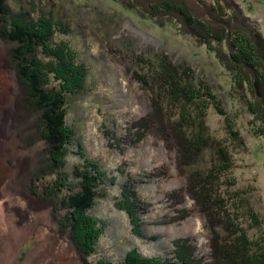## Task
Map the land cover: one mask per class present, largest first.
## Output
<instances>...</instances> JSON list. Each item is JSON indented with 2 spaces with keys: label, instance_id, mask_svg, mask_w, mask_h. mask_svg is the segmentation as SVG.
I'll use <instances>...</instances> for the list:
<instances>
[{
  "label": "rangeland",
  "instance_id": "1",
  "mask_svg": "<svg viewBox=\"0 0 264 264\" xmlns=\"http://www.w3.org/2000/svg\"><path fill=\"white\" fill-rule=\"evenodd\" d=\"M30 1L33 0H7V3L16 16L34 6L29 15L33 20L37 18L40 27L42 19L52 17L66 28L65 33H55L51 44L40 45L37 53L41 66L51 64L56 72L57 90L62 89L63 95L65 91L74 95L72 100L64 95L67 144L53 150L40 138L44 126L41 121L36 122L39 115L31 104L20 101L14 105L21 88L26 86L12 65L9 51L15 46L0 39V264H100V260L118 264L134 248L147 257L163 260L164 256L171 257V242L187 236L195 240L197 253L207 255L208 232L194 201L185 197L184 207L192 211L185 222L159 227L164 218L175 214L165 195L181 189L185 179L175 171L174 151H165L159 138L147 137L138 146L129 144L127 130L141 116L147 118V123L162 119L171 130L168 133L182 143L184 156L193 159L198 155V162L189 167V171L202 172L196 180L198 186L201 180L205 189L203 176L213 180L216 172L222 170L223 183L215 186L208 197L214 199V205L216 198L220 200L226 215L220 220L222 223L228 220L232 246L237 248L233 239L243 235L240 230L246 232L242 241L247 240L243 247L248 258L242 257L240 264H257L252 261L254 258L263 264L264 138L255 137L261 134L260 130L264 132L262 88L246 85L240 95L242 101L235 99L229 76L216 58L187 35L177 21L158 25L113 0H34L33 6ZM234 4L242 17L255 23L264 41V0H234ZM4 25L2 21L0 29ZM46 49L55 53L59 49L63 60H46L40 55ZM73 55L77 61H72ZM164 65L177 69L178 75H163ZM82 68L87 73L86 79L79 71ZM245 96L253 116L243 105ZM30 99L33 102L34 96ZM18 116L20 119H16ZM197 119L206 124V136L230 157L227 173L216 157V148L209 147L204 138L197 137L196 129L189 127ZM39 131L40 135L34 136ZM22 159L27 163L24 170ZM162 164L168 167L169 178L148 179ZM93 165L99 166L98 169L94 171ZM89 167L103 176L99 186L102 197L97 198L89 214L96 228L101 226L105 233L100 238L96 232L93 234L95 257L85 260L79 251L70 250L66 244L65 237L68 233L76 234L77 229L65 228L61 222L63 215L70 214V221L74 218L75 210L68 198L75 197L79 188L88 185H82L84 178L76 175H80V168L89 176ZM60 173L64 182L58 181ZM130 191H136L142 201L151 205L149 213L139 215V236L123 212L128 202H132ZM62 200L66 201L64 207ZM241 202L245 203L242 207ZM14 206L24 214L20 226L11 212ZM204 206L213 211V207ZM83 217L87 219L88 214ZM59 228L64 229L65 237L56 231ZM219 232L223 237L222 229ZM230 256L223 253L224 264H234Z\"/></svg>",
  "mask_w": 264,
  "mask_h": 264
},
{
  "label": "trees",
  "instance_id": "2",
  "mask_svg": "<svg viewBox=\"0 0 264 264\" xmlns=\"http://www.w3.org/2000/svg\"><path fill=\"white\" fill-rule=\"evenodd\" d=\"M33 1H30L31 6L35 4ZM113 1L114 3H118L122 8H124L127 11H133V10L137 11L146 18L155 21L156 23H158V25L164 24L165 21L167 22L177 21L180 27L185 29L187 35L193 37V39L196 41L197 44L206 47L208 53H210L212 56H214V58H216L220 66L229 76L232 86L231 91H234V97L235 99H238L239 102L242 101L240 95L243 92V89L246 88V85L249 86L253 85L258 90L262 88L260 92L263 93L264 41L261 35L259 34L255 26V23L249 19L242 17L240 11L237 9L238 6L237 5L235 6L234 4V0H225V1L223 0H113ZM33 7L30 9L29 11L30 13L33 12ZM227 7L230 8L231 10L228 9ZM29 12L19 13V15L16 16V14L11 9V7H9L7 0H0V24L2 21L5 22V25L0 29V39L3 40L4 42L6 41L10 45L15 46L14 48H11L9 51L11 57L13 58L12 65L15 68V72L17 76L21 79L22 85L24 84L26 86L24 88H21L20 93L17 95L16 102L14 103V105H18L20 101L21 102L25 101L24 103H26L28 106H30L31 104L32 108L39 115V120L37 119L36 122L38 123L42 122L43 123L42 125L44 126L43 127L44 133L40 135V131H39L38 132L39 134L36 133V135L34 136L36 137H38L39 135L42 136L40 138H42L43 141L47 142L48 146L51 149L58 150L59 148H64L67 144L66 128H65L67 110L65 109V97L69 95L67 97L71 99L74 94L71 93L72 96H70V94H68V92L65 91L64 93L65 97H64L62 93V89L57 90V87L54 85V78H57L55 74L56 72L54 73L51 64H50L51 66L50 65L41 66L42 63L38 59L39 55L37 53V50L39 49L40 45L44 46L45 44H51V42L53 41L52 38L55 35V33L56 34L58 32L65 33L67 32V30L66 28H62V25L59 26L57 21H55L52 17L42 19V26L40 27L38 25L39 21L37 20V18L36 20H33L30 17ZM61 42L62 41H59V44ZM53 44H55V46L58 45V43H54V42ZM44 52H45L44 54L40 53V55H42V57L45 58L46 60L48 59L52 60V58L54 59L56 58V61L58 62H61L63 60L62 57L60 58V55L62 56L63 53L60 52L59 49L57 53L49 49L44 50ZM72 61L73 62L77 61L76 55H73ZM161 70H162L161 71L162 74L166 76L170 74H173V76L178 75L177 69H172L170 65H164V67H161ZM79 71L85 75L84 78L86 79L87 73H84V68H82ZM77 74H78L77 77H79V72ZM27 96L29 99L27 98ZM33 96H34V100L32 102L30 98ZM246 99L247 97L245 96L243 105L245 104L244 107L246 108V110L248 108V111L250 112L248 114L253 116L251 110L249 109V106L248 107L246 106V102H247ZM39 111L41 112V114L39 113ZM263 113H264V108H263ZM17 114L19 115L20 111ZM16 119H20L19 116L18 118L16 117ZM137 120L138 121L132 123L130 128H128L127 130V132L129 133V136L127 138L129 144L138 146L147 137L153 138L155 140L156 137L159 138L160 141L163 143V147L165 146L164 147L165 151H171V152L174 151V154L177 155V156L174 155L175 157L174 167L177 172V175L185 179V184L181 189L172 190L168 192L167 193L168 197L165 195L164 199L166 200L167 204L170 203L168 207L169 208L171 207L170 209L173 208L172 210L175 212V214L170 215V217L168 216L164 218V222L159 224V227H163L167 225L168 226L175 225L177 223L181 224L183 223V220L185 221L187 218L191 217L192 215L190 214L192 213V211L186 209L184 207V203H185V197L188 198L189 200L192 199L194 201V208L196 209L198 215L200 214L201 215L200 217H203V220L205 222V229L208 232L207 248L209 250L206 256L201 253H197L198 249L196 247L195 240L193 238L191 239L189 237H185V238L183 237L184 239L187 240H184L183 238H177L175 239V241L173 240L171 242V245H173L172 246L173 248L172 247L170 248L171 257L164 256L163 260H161V258H151L142 254L138 248H134L130 253L126 254L124 260H122V262L118 264H211V261L212 264H224L223 253L229 256L231 255L229 260L232 261L234 264H240L242 257L244 259L248 258V251L244 249V247H246L244 244L247 242V240L242 241L245 239L246 232H244V230L242 231L241 229L240 232H243V235L239 237L236 236L233 239L234 243L237 245V248L232 246L228 238L230 234L228 220L227 223H222L220 220V217L226 216L225 211L222 209L220 205V200L216 198L215 199L216 205H214V199L208 197L209 193L210 194L213 193L212 191L213 188H215V186L220 187L221 184L223 183L221 180L222 170L220 171L219 174L216 172L213 180L209 176H203V180H204L203 185L206 184L205 189L201 187L202 184L201 180L199 181L200 184L198 186V182L196 180L197 178L199 179V175H201L202 172L191 171V170L189 171V167L198 162L197 160L198 155L196 154L193 159L186 158L184 156V152L182 151L181 144L178 143L177 140H175L173 134L172 135L168 134V131L169 133H171V130L170 128L168 129V127L165 126V124L162 122V119L158 122L155 121L153 123L152 122L147 123L146 122L147 118L145 116H141ZM263 120H264V114H263ZM196 121H198L197 125H196ZM196 121L190 122L189 127L192 128L193 130L196 129L195 131H197L196 132L197 137L199 136L204 138L205 139L204 142H207L209 147L213 145L212 148H216V152H215L216 157H218V161L222 163V165H225L224 172L227 173L228 161H230V157L225 156V154L222 153V150L219 149V145H217L216 142L214 143L213 139H210L206 136L207 133V128L205 127L206 124H204L201 119H197ZM146 123L147 125H145ZM153 126L154 127L156 126L157 128L155 127L154 129ZM149 127H151L152 130ZM132 129H134L135 131L134 130L132 131ZM259 132L261 134L255 137L264 138L263 135L264 132L262 130H260ZM131 135L133 136L130 138ZM232 135L233 137L238 138V136L234 134ZM199 150L200 148H198V150L196 151ZM177 152L179 153V155ZM84 160L87 161L86 159ZM22 161L23 163L25 162L24 159H22ZM183 163H185L184 164L185 166L183 165ZM26 166L27 163L22 166L23 167L22 170H24V167ZM98 167L96 168V166L93 165L92 169L95 171L96 169H98ZM78 169L80 175H76V178H79L81 176L82 177L81 180L84 178L83 181H85L83 182L82 185H85L86 183L88 185L79 188V190L76 191L75 193L76 194L75 197L68 198V202L70 203V206L73 207V209L75 210L74 211L75 215H73L74 218L71 221L69 219L71 217L70 214L63 215L64 218L63 224L65 223V228H67V226L69 227V229H73L75 227L77 231L80 230L81 232L79 231L76 234H74V232L68 233L65 231V233H68V235L65 237L64 229L59 228L56 231H58L65 237L66 242L70 240L72 244L69 241L66 243L68 245L67 247H69L70 250L71 249H73L74 251H76V249L77 251L79 250L80 254L82 255V258L87 259V258L95 257L94 248L96 245L95 242L96 240L93 239L94 237L93 234L96 232L97 233L96 237L100 238V236L103 237L104 236L103 233H105L104 232L105 229L102 228L101 226H99V228H96V222L89 214L97 198L99 199L102 197V195L99 192V186L101 181L103 180V176H100L101 173H99V175H96L97 172L93 173L91 167H89L90 169L89 176L86 174L84 175L83 173L85 172L82 171L80 168ZM178 169H181V171ZM154 171L155 172L151 173L150 174L151 177H148V179L169 178L168 177L169 169L164 164H162L160 168H156V170ZM194 172H196L198 175L195 174L192 177ZM91 176L94 177L92 178L93 183H90ZM128 177L130 180H132V177L130 175H128ZM59 180H61L60 182L63 181L61 173L58 177V181ZM60 182L58 183L62 184ZM32 195L34 196V194ZM32 195L31 197H33ZM120 195L122 196V194ZM129 199L132 200V202L131 204L128 202V207L126 209L123 208V212H125L128 219L130 220L129 224L131 225L132 229L134 230L136 235L139 236L140 235L139 228H137V224L139 222V215L142 214L143 212L145 214L149 213L148 211L151 205L147 202L144 203V201H142L139 198L138 193H136V191L129 192ZM209 201L212 204L209 205ZM65 203L66 201L62 200V207H64ZM205 204L211 206V208L213 207V211L208 207L206 208L204 206ZM244 204L245 203L241 202V207ZM116 205L120 206V202L119 203L117 202ZM215 208L218 209L219 213H217ZM11 212L15 214V217L17 216L16 212H18V216L16 217L17 218L16 220L18 222L17 224L20 226L24 221L23 212L20 211L17 206H14ZM77 213L82 214V216H77ZM83 214H88V218L85 219L83 217ZM89 220H92L93 223L90 222ZM66 224L68 225L66 226ZM134 228L136 229V231ZM220 229H222V231L224 232L223 237L221 233H219L218 231ZM59 233L56 234L58 235ZM77 234L79 235L78 237ZM219 235H221V240H222V242L220 241L221 245H219V241H218ZM152 239H155V237H153ZM78 241L81 243H79ZM214 241L216 243H214ZM248 248H251V245L248 246ZM233 258L235 259V261L233 260ZM100 261H102L99 262L100 264H117L106 260H100ZM252 261H256L257 264L259 263L258 258L256 259L254 258ZM261 262L264 264V259H261Z\"/></svg>",
  "mask_w": 264,
  "mask_h": 264
},
{
  "label": "bare ground",
  "instance_id": "3",
  "mask_svg": "<svg viewBox=\"0 0 264 264\" xmlns=\"http://www.w3.org/2000/svg\"><path fill=\"white\" fill-rule=\"evenodd\" d=\"M201 2H202V1H201ZM198 3H199V2H198ZM144 6H145V5H144ZM159 7H160V6H159ZM175 7H176V6H175ZM154 10H155V9H154ZM174 10H175V9H174ZM131 78H132V77H131ZM138 82H139V81H138ZM170 85H171V84H170ZM174 89H175V88H174ZM14 90H15V89H14ZM27 98H28V96H27ZM28 99H29V98H28ZM156 99H157V98H156ZM15 100H16V99H15ZM17 101H19V100H17ZM15 102H16V101H15ZM168 112H169V111H168ZM17 115H18V114H17ZM166 115H167V114H166ZM33 116H34V115H33ZM17 118H18V117H17ZM25 120H26V119H25ZM15 121H17V120H15ZM15 121H14V122H15ZM137 121H138V120H137ZM131 122H132V121H131ZM169 122H170V121H169ZM159 123H160V122H159ZM175 123H176V122H175ZM155 124H156V123H155ZM160 124H161V123H160ZM1 125H2V124H1ZM16 125H17V124H16ZM153 125H154V124H153ZM17 126H18V125H17ZM149 126H150V125H149ZM153 127H154V126H153ZM155 127H156V126H155ZM155 127H154V129H155ZM161 127H162V126H161ZM138 128H139V127H138ZM149 128L151 129V127H149ZM156 128H157V127H156ZM159 129H160V128H159ZM163 129H164V128H163ZM179 129H180V128H179ZM133 130H134V129H132V131H133ZM151 130H152V129H151ZM194 130H195V129H194ZM194 130H193V131H194ZM18 131H19V130H18ZM23 131H24V130H23ZM134 131H135V130H134ZM154 131H155V130H154ZM154 131H153V132H154ZM140 132H141V131H140ZM22 133H23V132H22ZM40 133H41V132H40ZM35 134H36V133H35ZM38 134H39V133H38ZM152 134H154V133H152ZM162 134H163V133H162ZM168 134H169V133H168ZM164 135H166V134H164ZM169 135H170V134H169ZM3 136H4V135H3ZM17 136H18V135H17ZM132 136H133V135H131L130 138H131ZM152 137H153V136H152ZM33 138H34V137H33ZM154 138H155V137H154ZM173 138H174V137H173ZM183 138H184V137H183ZM129 140H130V139H129ZM184 141H185V140H184ZM177 142H178V141H177ZM174 143H175V142H174ZM187 143H188V142H187ZM28 144H29V143H28ZM162 144H163V143H162ZM177 144H178V143H177ZM181 144H182V143H181ZM149 145H150V144H149ZM25 146H26V145H25ZM164 147H165V146H164ZM178 148H179V147H178ZM183 148H184V147H183ZM195 148H196V147H195ZM196 150H197V149H196ZM16 151H17V150H16ZM65 151H66V150H65ZM182 151H183V150H182ZM183 152H184V151H183ZM194 152H195V151H194ZM177 153H178V152H177ZM180 153H181V152H180ZM41 154H42V153H41ZM189 154H190V153H189ZM175 155H176V154H175ZM178 155H179V153H178ZM195 155H196V154H195ZM176 156H177V155H176ZM179 157H180V156H179ZM185 157H186V156H185ZM194 157H195V156H194ZM174 158H175V157H174ZM27 159H28V158H27ZM178 159H179V158H178ZM24 161H25V159H24ZM61 162H62V161H61ZM22 164L25 165L26 163H25V162L23 163V161H22ZM22 164H21V165H22ZM184 164H185V163H183V165H184ZM19 165H20V164H19ZM23 165H22V166H23ZM191 165H192V164H191ZM46 166H47V165H46ZM62 166H63V165H62ZM184 166H185V165H184ZM188 166H189V165H188ZM17 167H18V166H17ZM180 168H181V167H180ZM21 169H22V168H21ZM50 170H51V169H50ZM178 170L181 171V169H178ZM175 171H176V170H175ZM183 171H184V170H183ZM52 172H53V171H52ZM61 172H62V171H61ZM184 172H185V171H184ZM176 173H177V172H176ZM180 173H181V172H180ZM43 175H44V174H43ZM43 175H42V176H43ZM219 176H220V175H219ZM179 177H180V176H179ZM178 190H179V189H178ZM183 192H184V191H183ZM186 192H187V191H186ZM188 192H189V191H188ZM173 193H174V192H173ZM189 193H190V192H189ZM32 194H33V193H32ZM1 196H2V195H1ZM32 196H33V195H32ZM166 196H167V194H166ZM172 196H173V195H172ZM33 197H34V196H33ZM167 197H168V196H167ZM177 197H178V196H177ZM17 198H18V197H17ZM25 198H26V197H25ZM189 198H190V197H189ZM34 199H35V198H34ZM34 199H33V200H34ZM41 199H42V198H41ZM193 199H194V198H193ZM191 200H192V199H191ZM196 200H197V199H196ZM40 201H41V200H40ZM192 201H193V200H192ZM196 202H197V201H196ZM30 203H31V202H30ZM144 203H145V202H144ZM168 203H169V202H168ZM199 203H200V202H199ZM146 204H147V203H146ZM169 204H170V203H169ZM169 204H168V205H169ZM180 205H181V204H180ZM180 205H179V206H180ZM196 205H197V204H196ZM198 205H199V204H198ZM199 206H200V205H199ZM199 206H198V207H199ZM6 207H7V206H6ZM36 207H37V206H36ZM200 207H201V206H200ZM16 209H17V208H16ZM168 209H169V208H168ZM172 209H173V208H172ZM186 209H187V208H186ZM13 210H14V209H13ZM21 210H22V209H21ZM189 210H190V209H189ZM16 211H17V210H16ZM175 211H176V210H175ZM12 212H13V211H12ZM171 212H172V211H171ZM199 212H200V211H199ZM16 213H17L16 215L18 216V212H16ZM1 214H2V213H1ZM13 214H14V213H13ZM14 215H15V214H14ZM22 215H23V214H22ZM177 215H178V214H177ZM17 216H16V217H17ZM198 216H201V215L199 214ZM32 217H33V216H32ZM42 217H43V216H42ZM49 217H50V216H49ZM169 217H170V216H169ZM176 217H177V216H176ZM202 218H203V217H202ZM205 218H206V217H205ZM16 219H17V218H16ZM185 219H186V218H185ZM20 220H21V219H20ZM46 220H47V219H46ZM14 221H15V220H14ZM179 221H180V220H179ZM167 222H168V221H167ZM183 222H185V221L183 220ZM17 223H18V222H17ZM19 223H20V222H19ZM40 223H41V222H40ZM42 223H43V222H42ZM42 223H41V224H42ZM61 223H62V222H61ZM13 224H14V223H13ZM22 224H23V222H22ZM177 224H178V223H177ZM181 224H182V223H181ZM62 225H63V223H62ZM64 225H65V224H64ZM67 225H68V224H67ZM67 225H66V226H67ZM233 225H234V224H233ZM17 226H18V225H17ZM208 227H209V225H208ZM21 228H23V227H21ZM27 229H29V228H27ZM17 230H18V229H17ZM24 230H25V229H24ZM24 230H23V231H24ZM79 231H80V230H79ZM79 231H77V232H79ZM218 231H219V230H218ZM24 232H25V231H24ZM60 232H62V231H60ZM80 232H81V231H80ZM32 233H33V232H32ZM212 233H213V232H212ZM219 233H220V232H219ZM55 234H56V233H55ZM60 234H61V233H60ZM9 235H10V234H9ZM17 235H18V234H17ZM32 235H33V234H32ZM61 235H62V234H61ZM213 235H214V234H213ZM221 235H222V234H221ZM18 236H19V235H18ZM78 236H79V235L77 234V237H78ZM16 237H17V236H16ZM70 237H71V236H70ZM187 237H189V236H187ZM190 237H192V236H190ZM10 238H11V237H10ZM13 238H14V236H13ZM13 238H11V239H13ZM19 238H22V237H19ZM26 238H27V237H26ZM179 238H180V237H179ZM182 238H183V237H182ZM11 239H10V240H11ZM15 239H16V238H15ZM69 239H70V238H69ZM81 239H82V238H81ZM183 239H184V238H183ZM17 240H18V239H17ZM58 240H59V239H58ZM184 240H187V239H184ZM214 240H215V239H214ZM68 241L70 242V240H68ZM68 241H67V242H68ZM79 241H80V240H79ZM79 241H78V242H79ZM82 241H83V240H82ZM174 241H175V239H174ZM209 241H210V240H209ZM16 242H18V241H16ZM59 242H60V240H59ZM72 242H73V241H72ZM188 242H189V241H188ZM196 242H197V241H196ZM212 242H213V239H212ZM70 243H71V242H70ZM79 243H81V242H79ZM82 243H83V242H82ZM177 243H178V242H177ZM190 243H192V242H190ZM210 243H211V242H210ZM214 243H216V242L214 241ZM11 244H12V243H11ZM71 244H72V243H71ZM76 244H77V242H76ZM35 245H36V244H35ZM62 245H63V244H62ZM80 245H81V244H80ZM213 245H214V244H213ZM75 246H76V245H75ZM78 246H79V245H78ZM172 246H173V245H172ZM172 246H171V247H172ZM182 246H183V245H182ZM185 246H186V245H185ZM185 246H184V247H185ZM187 246H188V245H187ZM194 246H195V245H194ZM209 246H210V245H209ZM17 247H18V246H17ZM84 247H85V246H84ZM84 247H83V248H84ZM72 248H73V247H72ZM79 248H80V247H79ZM172 248H173V247H172ZM214 248H215V247H214ZM214 248H213V249H214ZM75 249H76V248H75ZM186 249H187V247H186ZM197 249H198V248H197ZM16 250H17V249H16ZM184 250H185V249H184ZM211 250H212V249H211ZM6 251H7V250H6ZM13 251H14V250H13ZM76 251H77V249H76ZM78 251H79V250H78ZM174 251H175V250H174ZM187 251H188V250H187ZM207 251H208V250H207ZM11 252H12V251H11ZM175 252H176V251H175ZM212 252H213V251H212ZM199 253H200V252H199ZM4 254H5V253H4ZM176 254H177V253H176ZM207 254H208V253H207ZM211 254H212V253H211ZM28 255H29V254H28ZM194 255H195V254H194ZM173 256H174V255H173ZM176 256H177V255H176ZM181 256H182V255H181ZM202 256H203V255H202ZM81 257H82V256H81ZM178 257H179V256H178ZM187 257H188V256H187ZM196 257H197V256H196ZM214 257H215V256H214ZM179 258H180V257H179ZM203 258H204V257H203ZM203 258H202V259H203ZM215 258H216V257H215ZM215 258H214V260H215ZM11 259H12V258H11ZM82 259H83V258H82ZM202 259H200V260H202ZM204 259H205V258H204ZM8 260H9V258H8ZM78 260H80V259H78ZM85 260H86V259H85ZM214 260H213V262H214ZM9 261H11V260H9ZM1 262H2V261H1ZM11 262H12V261H11ZM32 262H33V261H32ZM195 262H196V261H195ZM195 262H194V263H195ZM203 262H204V260H203ZM206 263H207V262H206ZM211 264H212V261H211Z\"/></svg>",
  "mask_w": 264,
  "mask_h": 264
}]
</instances>
